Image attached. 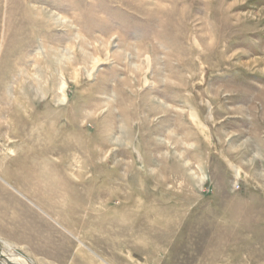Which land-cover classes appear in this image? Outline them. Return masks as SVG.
Segmentation results:
<instances>
[{
  "label": "rangeland",
  "instance_id": "1",
  "mask_svg": "<svg viewBox=\"0 0 264 264\" xmlns=\"http://www.w3.org/2000/svg\"><path fill=\"white\" fill-rule=\"evenodd\" d=\"M0 235L264 264V0H0Z\"/></svg>",
  "mask_w": 264,
  "mask_h": 264
},
{
  "label": "bare ground",
  "instance_id": "2",
  "mask_svg": "<svg viewBox=\"0 0 264 264\" xmlns=\"http://www.w3.org/2000/svg\"><path fill=\"white\" fill-rule=\"evenodd\" d=\"M91 76L92 73L89 75V77ZM63 87H65V85ZM191 118L193 119L194 123L197 124V126L199 125L198 128L202 130L199 117L196 115V113L192 112ZM0 264H34V261L31 258L25 256L16 244L7 242L0 237Z\"/></svg>",
  "mask_w": 264,
  "mask_h": 264
},
{
  "label": "crops",
  "instance_id": "3",
  "mask_svg": "<svg viewBox=\"0 0 264 264\" xmlns=\"http://www.w3.org/2000/svg\"><path fill=\"white\" fill-rule=\"evenodd\" d=\"M9 186H10L14 191H16V192L18 193V190H17L13 185H10V184H9ZM5 236H7V235H0L1 238L5 237ZM10 243H11V242H10Z\"/></svg>",
  "mask_w": 264,
  "mask_h": 264
}]
</instances>
